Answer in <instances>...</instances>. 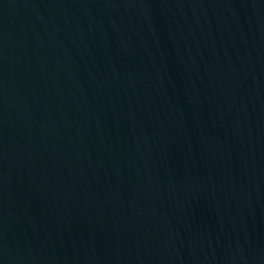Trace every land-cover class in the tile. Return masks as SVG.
<instances>
[{"label":"water","instance_id":"1","mask_svg":"<svg viewBox=\"0 0 264 264\" xmlns=\"http://www.w3.org/2000/svg\"><path fill=\"white\" fill-rule=\"evenodd\" d=\"M0 264H264V0H0Z\"/></svg>","mask_w":264,"mask_h":264}]
</instances>
